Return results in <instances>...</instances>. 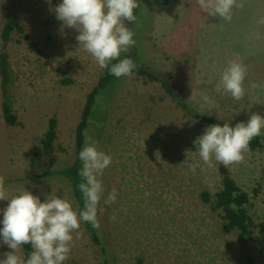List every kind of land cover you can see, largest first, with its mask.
I'll return each mask as SVG.
<instances>
[{
	"label": "rangeland",
	"instance_id": "rangeland-1",
	"mask_svg": "<svg viewBox=\"0 0 264 264\" xmlns=\"http://www.w3.org/2000/svg\"><path fill=\"white\" fill-rule=\"evenodd\" d=\"M60 0H0V59L6 55L9 82L3 92L0 65V189L10 199L27 190L43 201L66 197L78 209L69 181L40 176L75 159V133L86 97L104 69L79 47L78 32L62 28L53 9ZM151 22L138 44L148 68L169 74L187 101L181 107L159 83L134 74L122 76L106 97V115L88 140L112 157L101 177L105 198L117 199L98 211L106 251L95 244L85 223L73 232L65 264H264V130L261 146L227 166L249 195L247 209L254 233L245 243L223 230L221 211L211 198L222 188L219 163L205 164L194 141L210 125L192 111L236 123L264 115V0H234L232 18L204 13L196 0H151ZM10 18L24 28L2 38ZM33 42L36 47H32ZM247 68L245 94L235 100L215 86L227 64ZM211 103L201 102V93ZM17 124L6 123L3 103ZM105 109V107H104ZM100 113V112H99ZM103 113V111H101ZM58 120L56 151L48 155L42 140L50 118ZM195 168L193 172L192 169ZM7 200H0V209ZM2 219V215H0ZM12 251L7 246L0 254ZM18 254L24 256L23 248Z\"/></svg>",
	"mask_w": 264,
	"mask_h": 264
},
{
	"label": "clouds",
	"instance_id": "clouds-1",
	"mask_svg": "<svg viewBox=\"0 0 264 264\" xmlns=\"http://www.w3.org/2000/svg\"><path fill=\"white\" fill-rule=\"evenodd\" d=\"M204 13L230 21L234 0H196ZM137 0H60L53 9L62 28H74L79 47L91 54L98 66L107 68L117 78L132 74L135 65L130 58L121 59V54L135 44L133 32L124 21L136 20L134 10ZM111 61H117L111 63ZM246 66L239 60L227 64L220 74L215 90L230 94L239 100L245 94ZM253 88L264 84H252ZM203 104L211 98L201 93ZM264 130V115L251 114L247 122L233 125L212 124L204 129L194 144L196 152L205 164L212 160L229 166L243 159L250 141ZM81 167L78 171V189L83 207L74 209L66 197L47 195L43 201L31 191L24 190L8 199L0 189V200H7L6 208L0 209V248L8 251L0 254V264H65L71 251L73 232L81 223L100 227L98 211L103 198L104 204L117 199V190L112 189L105 198L101 177L112 162V157L98 149L94 141L86 140L78 154ZM195 171V168L192 169ZM23 245L31 251L25 258L18 254Z\"/></svg>",
	"mask_w": 264,
	"mask_h": 264
},
{
	"label": "trees",
	"instance_id": "trees-1",
	"mask_svg": "<svg viewBox=\"0 0 264 264\" xmlns=\"http://www.w3.org/2000/svg\"><path fill=\"white\" fill-rule=\"evenodd\" d=\"M151 0H137L138 7L134 10L136 20L133 22L124 21L125 25L133 32V39L135 44L131 46L126 52L121 54V59L127 57L130 58L135 68L132 74L137 77L148 81L159 83L161 87L177 102L181 107L187 108L186 99L181 96L174 88L169 74L161 73L156 69H150L147 65L138 57V44L141 40L143 31L148 28L151 22V11L150 3ZM14 32L24 33V28L21 24L12 21L10 18L5 23L2 38L6 42L9 40ZM32 47H36L33 42H30ZM117 61H111L116 63ZM1 65V78L3 85V92H6L7 85L9 82V64L6 55H2L0 59ZM119 78L111 75L107 68L104 69L103 73L97 80V83L93 89L89 92L86 97L85 105L82 109L79 123L76 127L75 133V159L74 161L61 169L47 171L40 176H54L58 175L66 178L72 190L73 198L75 199L78 209L83 207L82 195L78 189L80 183V177L78 171L81 167V161L78 158V154L86 140L91 137L90 131L97 126L95 117H99V123L105 118L106 115V95L112 90L115 83ZM105 107V109H104ZM103 111V113H101ZM3 112L5 121L7 124L14 126L17 124V118L13 115L10 105L7 102L3 103ZM100 112V113H99ZM191 115L197 121L212 125V124H224L230 125L237 124L233 120H224L210 114L202 113L201 111H192ZM58 120L56 117L50 118L48 122V128L45 132L42 140L43 151L52 155L56 151V141L58 139ZM261 146L260 136L254 137L248 146V151L254 152ZM219 172L222 176V188L215 194L214 200L210 197L207 192H203L201 195L202 200L205 203L212 201V209L214 211H221L223 220V230L226 233L237 232L238 241L240 243L247 242L254 233V222L247 209L249 202V195L243 191L234 179L231 177L230 172L226 166L219 163ZM85 223V222H84ZM87 231L90 233L95 244L99 245L103 251H106L104 237L98 232L97 228H94L90 223H85ZM23 253L26 258L28 253L31 251L30 245H23ZM136 264H145L142 259H138Z\"/></svg>",
	"mask_w": 264,
	"mask_h": 264
}]
</instances>
